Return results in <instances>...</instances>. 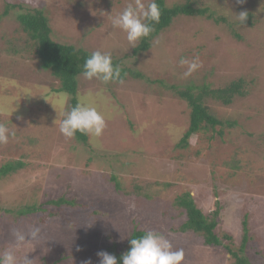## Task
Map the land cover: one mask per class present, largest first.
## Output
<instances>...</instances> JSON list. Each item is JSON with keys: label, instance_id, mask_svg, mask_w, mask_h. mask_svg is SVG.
Segmentation results:
<instances>
[{"label": "rangeland", "instance_id": "1", "mask_svg": "<svg viewBox=\"0 0 264 264\" xmlns=\"http://www.w3.org/2000/svg\"><path fill=\"white\" fill-rule=\"evenodd\" d=\"M190 2L208 11L178 15L150 49L133 55L112 18L134 0H0V124L15 133L0 143V168L24 163L0 177V255L13 250L17 264H99V251L118 258L141 229L182 249L181 264H238L233 252L264 264V0ZM10 3L24 7L4 15ZM27 7L46 12L57 41L108 52L118 66L143 76L128 72L123 83L79 76L78 103L87 96L106 120L95 141L60 132L71 95L58 90L60 81L35 55L9 50L11 38L22 35L18 14ZM241 11L248 13L245 24L235 19ZM182 58H198L202 66L186 76ZM239 79L245 94L232 103L205 100L222 124L178 146L191 108L172 86L217 89ZM187 193L205 214L219 209L223 244L207 245L180 230L187 212L178 198ZM60 198L66 202L49 203ZM32 206L39 210L25 211Z\"/></svg>", "mask_w": 264, "mask_h": 264}, {"label": "trees", "instance_id": "2", "mask_svg": "<svg viewBox=\"0 0 264 264\" xmlns=\"http://www.w3.org/2000/svg\"><path fill=\"white\" fill-rule=\"evenodd\" d=\"M161 9V18L159 24H155V30L147 38H144L133 49V55L146 51L151 48L154 37L163 29L169 27L174 19L181 14L184 15H204L208 8H196L190 2L186 1L183 4H175L174 6H167L166 0H156ZM24 6L18 3L7 4L4 12L8 14L11 8H20ZM25 11L18 14L19 30L17 33L22 34L16 36L15 41L13 38L8 42L9 50L12 52L26 51L35 55L41 66L48 70L55 78H57L61 86L59 91L71 95V109L78 104V78L83 73V64L85 59L90 56L92 52L77 48L70 43L57 41L53 36V29L50 24V18L46 12L37 7H27ZM213 15H210L212 17ZM216 21H220L219 18ZM22 42V44L20 43ZM21 44V45H20ZM113 64L117 65L119 62L112 59ZM121 79L124 78L126 73L143 77L138 72H133L128 68H121ZM177 94L187 100L190 108V124L183 136L181 137L178 146L187 147L190 143V138L195 133L199 132L206 126L215 127L222 124L215 116H213L205 104L207 98H214L221 100L224 104L232 103L234 97L237 95L245 94V81L243 79L234 80L224 88L211 89L207 86L194 89L192 86H172ZM76 137L78 140L87 143L88 136L77 132ZM24 163L22 161L7 162L0 168V177L14 173L17 169L22 168ZM61 204L66 202L64 198L59 200H52L49 203ZM178 205L185 208L187 212V220L180 226L182 232L193 231L204 238L207 245H221L223 244L222 238L216 234L218 225L219 209H215L210 215L205 214L195 203L190 193L185 194L178 198ZM39 207H28L25 211H36ZM145 230L135 229L131 235L132 238H138L145 234ZM225 238H230L226 235ZM248 241V228L245 226V235L242 242L241 250L244 251ZM131 247V246H130ZM129 247V248H130ZM232 252V251H231ZM237 258L238 264H249L245 257H241L237 252H233ZM121 255L118 256V259Z\"/></svg>", "mask_w": 264, "mask_h": 264}, {"label": "clouds", "instance_id": "3", "mask_svg": "<svg viewBox=\"0 0 264 264\" xmlns=\"http://www.w3.org/2000/svg\"><path fill=\"white\" fill-rule=\"evenodd\" d=\"M239 2L244 3L245 0ZM160 18L161 9L156 0H149L147 5L143 0H134V3H129L122 12L112 18V25L123 30L131 48H135L138 42L151 35L155 30L154 25L159 24ZM247 18V11H241L235 17L241 24H245ZM180 63L188 66L184 73L186 76L202 66L198 58L193 60L182 58ZM121 72V67L113 64L110 53L96 50L85 59L82 75L88 80L95 78L104 83L119 80L123 83ZM105 127L104 115L85 96L65 114L60 124V132L67 138H72L79 132L95 141L103 134ZM10 135L14 136L15 133L10 132L6 125L0 124V143H7ZM38 232L39 229L36 228L32 236L35 237ZM15 235L19 241L25 239L19 232ZM129 243L131 247L119 259L112 253L99 251L97 253L100 258L99 264H181L184 259L183 250H173L169 240L158 232L146 231L142 236L130 239ZM0 264H17L14 251L11 249L4 251L0 255ZM25 264L30 262L26 260ZM84 264H91V261H85Z\"/></svg>", "mask_w": 264, "mask_h": 264}]
</instances>
